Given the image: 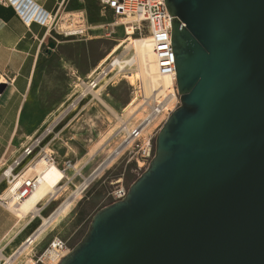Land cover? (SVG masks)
Wrapping results in <instances>:
<instances>
[{
  "label": "water",
  "instance_id": "water-1",
  "mask_svg": "<svg viewBox=\"0 0 264 264\" xmlns=\"http://www.w3.org/2000/svg\"><path fill=\"white\" fill-rule=\"evenodd\" d=\"M164 4L179 105L57 264H264V0Z\"/></svg>",
  "mask_w": 264,
  "mask_h": 264
},
{
  "label": "rangeland",
  "instance_id": "rangeland-1",
  "mask_svg": "<svg viewBox=\"0 0 264 264\" xmlns=\"http://www.w3.org/2000/svg\"><path fill=\"white\" fill-rule=\"evenodd\" d=\"M61 12L63 13L62 18L65 15L82 12L91 29L83 38L63 41L50 34L47 44L54 43L55 48L48 56L49 61H46L37 71V81L35 80L33 83L32 90L27 98L30 106L25 116L26 122L23 123L19 130V137L11 147L13 151L22 149L25 144H29L36 139L47 127L59 106L66 101L73 90V84L84 79L90 72L95 70L100 62L107 58L113 49L127 38L123 19H116L110 12L104 11L96 0H70ZM145 35L147 34H141V36ZM132 37L138 38L140 35L135 32ZM124 47L125 45L118 47L99 67H108L113 58L124 51ZM133 54L134 52L129 50L124 53L122 58L123 60H129L133 57ZM131 67L127 66L126 71L119 74H116L119 70L115 67L114 79L111 84L102 90L98 97L100 101L86 100L81 103L76 111L61 122L55 129L54 134L49 135L40 144L39 148L50 150L60 166L64 161L71 160L77 170L80 169L79 174L81 175L71 183L67 185L65 183L66 191L57 200L50 202L45 212H41L43 216L57 209L59 203L70 196L69 194L83 182L82 177L87 178L92 172L96 171L107 156L118 147L124 136L123 133H120L121 122L126 123L125 121L129 119L128 126L134 127L142 118L141 112L137 110L140 102L139 94L134 95L133 88L130 85L134 80L130 82L127 78L129 73H135L136 66L132 65ZM132 101H134L132 106L128 111H124V108ZM111 111L121 120L118 121ZM164 119V116H162L143 131L142 139L145 141L150 139L153 149L156 134L166 120ZM52 139L54 140L52 141ZM36 152H38V149ZM133 156V152L124 150L105 166L73 202L71 208L53 227L48 229L41 237L42 240L35 244L37 247L30 254L37 253L36 256L39 257L53 238L66 242L70 251L85 234L94 213L110 204L108 194L121 185L128 188L142 173L143 170L139 172L135 169L136 162L134 161L135 157L132 159ZM33 175L35 174H27L26 176L32 177ZM91 192L96 194L92 195V199L86 200ZM100 194L102 197H99ZM37 221H39V218L36 219ZM49 252L54 254L51 250ZM26 254H28V251L24 255ZM24 255L15 264H26L31 259L29 256L25 258ZM55 255H57V252H55ZM57 260L59 261V256ZM33 261L35 262V259ZM41 262L37 264H44L42 260ZM0 264H3V262L1 261Z\"/></svg>",
  "mask_w": 264,
  "mask_h": 264
},
{
  "label": "built area",
  "instance_id": "built-area-1",
  "mask_svg": "<svg viewBox=\"0 0 264 264\" xmlns=\"http://www.w3.org/2000/svg\"><path fill=\"white\" fill-rule=\"evenodd\" d=\"M16 1L18 0H0V3L11 6L23 21L30 17L29 19L31 22H35L41 27H46L49 30V37L50 34H53L56 39L67 40L83 38L86 36L88 30L91 29L88 26L86 19L83 17L82 12L65 15L62 18L63 13L61 10L65 8L70 0H59L55 7L49 12L37 9L25 0L27 4L25 3L24 9L26 11L23 14L17 9V7H15L14 2ZM96 1L104 11L110 12L116 19L135 17L145 18L147 20L150 29L149 44L153 53L157 74L159 77H168L171 82L166 88L158 82L153 84L151 87L152 92L155 93V97L150 100L145 99L141 93L143 86L140 79H136L130 84L134 91L133 94H139L140 102L137 110L141 112L142 118L139 119L134 127L128 126L129 119L125 121V127H123V123H121L120 133H123L124 136L118 146L121 147L125 144L122 151L130 150L133 152L134 156L132 159L135 157V169L141 172L146 168L148 162L153 156V147L150 143V139H147L146 141L142 139V127L154 123V121H157L162 116L166 119L179 105L170 43V20H172V17H169L168 15L164 0ZM130 28L134 33H141L137 22L131 23ZM124 31L127 33L126 29H124ZM112 63L113 60L109 63L108 67L105 68L98 66L84 79L78 80L74 83L70 98L66 101L65 105L62 106L60 113L53 119L51 125L47 127H51L49 133L44 135V133L48 132L46 128L41 135L24 147L22 152L8 166H5L0 171V176L6 183L5 189L0 193L1 207L10 211L11 205H19L28 199L39 187L42 178L41 174H35L32 177L26 176L27 171L30 170L33 165H36L39 160H43L44 163L49 166L54 165L62 172L63 178L61 180V185L63 186H65V183L67 185L76 177L81 176L79 174L80 169L77 170L71 160L64 161L60 166L56 163L55 158L49 150L40 149L39 146L48 135L53 133L54 128L58 124L77 110L81 103L86 100L98 101V97L104 87L111 84L114 79L115 75L113 76V72L114 68L117 66H111ZM120 72L121 71H117L116 74H119ZM123 128H126L127 130L124 131ZM37 149L38 152H36ZM82 192L80 194H82ZM126 192L127 188L122 185L118 189L110 192L107 196L110 204L123 199ZM28 217H31V215H28ZM29 238L25 242L28 244L27 251L35 244V241L31 242ZM48 250L56 251L59 260L69 252L67 243L58 238L52 239L44 252ZM42 254L37 257L36 263H41L40 258Z\"/></svg>",
  "mask_w": 264,
  "mask_h": 264
},
{
  "label": "crops",
  "instance_id": "crops-1",
  "mask_svg": "<svg viewBox=\"0 0 264 264\" xmlns=\"http://www.w3.org/2000/svg\"><path fill=\"white\" fill-rule=\"evenodd\" d=\"M27 2L37 9L49 12L59 0H27ZM29 18L23 21L11 6L0 3V86L5 87L3 92L0 93V171L8 166L28 145L27 143L22 149L20 148L21 151L11 150L19 137V130L26 122L25 116L30 106L27 98L32 90L33 83L35 80L37 81V71L46 61H49V55L45 49L49 41V30L46 27L37 25L35 22H31ZM70 95L66 101L70 98ZM66 101L59 106L47 127L60 113ZM60 124L54 128L52 134ZM5 187L6 183L0 176V193ZM93 194L96 193L91 192L86 200L92 199ZM99 197H102V195L100 194ZM49 205L50 203L46 205L43 212ZM47 215L44 217H48ZM36 219L25 218L20 220L13 212L0 206L1 256L11 257L25 244L26 240L41 223L40 219L37 222ZM40 240L42 238L35 241V244H38L37 242ZM35 244L28 250V254H23L25 257L29 256L31 258L29 260L33 264H37L36 259L38 257L36 256L37 253L30 254L37 247ZM23 255L18 257L15 262L20 260ZM33 259H35V262Z\"/></svg>",
  "mask_w": 264,
  "mask_h": 264
},
{
  "label": "bare ground",
  "instance_id": "bare-ground-1",
  "mask_svg": "<svg viewBox=\"0 0 264 264\" xmlns=\"http://www.w3.org/2000/svg\"><path fill=\"white\" fill-rule=\"evenodd\" d=\"M25 3V0H18L14 2L15 7H17V9L22 12V14L26 11L24 9ZM133 22H137L141 30V33L138 34L140 35V37L138 38L132 37L134 32L130 28V25ZM123 25H125L126 28L127 33L125 36L127 38L125 37L126 39L123 40L118 46H116L107 58H109L118 47H123L125 45L124 51L119 56L113 58V63L111 64V66H117L119 71L122 72L126 71L127 66L131 67L132 65H135V73H129L128 79L130 80V82H132L133 80L135 81L136 79H140L143 86L141 93L145 99L150 100L151 98L155 97V93L152 92L151 86L158 82L160 85L166 88L171 84L170 79L168 77H159L157 74L153 53L149 44L150 29L147 20L145 18L126 17L123 18ZM142 33H145L147 35L141 36ZM129 50H132L134 52L133 57L129 60H123L122 56ZM107 58L101 61L100 65L104 61H106ZM127 71L131 72L130 70ZM133 103L134 101H132L130 104L128 103V105L124 108V111H128ZM112 114L116 119H118V121L121 120H119V118L113 112ZM125 124L126 123L123 122L122 126L125 127ZM150 126L151 124L143 126L142 131H145ZM50 129L51 127L47 128L48 132L44 133V135L49 133ZM123 130L126 131L127 129L123 128ZM124 147L125 144L121 147H116V149L112 153L110 152L111 154L103 162V166L101 168H98L96 171L92 172L87 178L82 177L83 182L69 194L70 196L66 197V199L60 202L57 209H55L50 215H48V217H44L41 214L43 209L50 202L57 200L60 195L64 191H66L65 186L61 185L63 174L57 167H55L54 165L49 166L44 163L43 160L37 161L36 165H33L31 169L27 171L26 175L41 174L42 178L40 185L28 199H26L19 205H11L10 211L13 212L20 220L25 218H29L30 220L39 218L42 220L41 225L36 229L35 233L30 236L29 239L31 240V242L41 239V237L48 231V229L53 227L59 221V219L71 208L73 202L80 196V193L86 188V186H88V184L96 178V176L105 166L111 163L122 152ZM28 215H31V217H28ZM27 249L28 244L25 243L22 247H20V249L17 250V252L13 256L11 255V257H4L0 255V261H2L3 264H13L18 257L26 253ZM51 252L54 254H51L48 250L42 256V258H40L44 264H57L58 256L55 255L56 251L51 250ZM30 262L31 261L28 260L26 264Z\"/></svg>",
  "mask_w": 264,
  "mask_h": 264
},
{
  "label": "trees",
  "instance_id": "trees-1",
  "mask_svg": "<svg viewBox=\"0 0 264 264\" xmlns=\"http://www.w3.org/2000/svg\"><path fill=\"white\" fill-rule=\"evenodd\" d=\"M58 40H62L63 41L64 39H58ZM67 40H71V39H67Z\"/></svg>",
  "mask_w": 264,
  "mask_h": 264
}]
</instances>
